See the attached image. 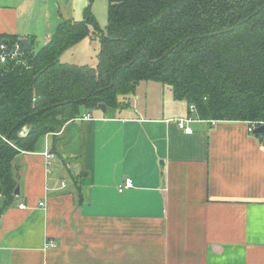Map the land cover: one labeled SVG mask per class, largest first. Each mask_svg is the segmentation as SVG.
I'll return each instance as SVG.
<instances>
[{"label":"crops","instance_id":"1","mask_svg":"<svg viewBox=\"0 0 264 264\" xmlns=\"http://www.w3.org/2000/svg\"><path fill=\"white\" fill-rule=\"evenodd\" d=\"M87 4L0 0V44L17 35L46 45ZM70 49L61 61L75 63ZM152 82L119 95L120 108L67 122L50 167L52 133L16 156L20 193L0 213V264H264V142L245 121L195 117ZM164 86L171 101L156 108L148 97H165ZM191 115L189 133L178 119Z\"/></svg>","mask_w":264,"mask_h":264},{"label":"trees","instance_id":"2","mask_svg":"<svg viewBox=\"0 0 264 264\" xmlns=\"http://www.w3.org/2000/svg\"><path fill=\"white\" fill-rule=\"evenodd\" d=\"M93 1L38 51L24 47L23 62L0 60V213L17 197V155L50 133L59 153L67 122L100 103L120 108L142 80L170 85L197 118L264 125V0H108L106 28ZM85 38L99 42L96 64L60 60Z\"/></svg>","mask_w":264,"mask_h":264},{"label":"rangeland","instance_id":"3","mask_svg":"<svg viewBox=\"0 0 264 264\" xmlns=\"http://www.w3.org/2000/svg\"><path fill=\"white\" fill-rule=\"evenodd\" d=\"M91 8H92V12L95 14L97 20L99 21L100 26L102 28H106L108 25V8H109L108 0H94L92 2ZM44 40L45 39H43V37L38 38V40L35 41L34 43L33 50L38 51L40 47L46 43ZM73 47H71L72 49L68 50L63 56L70 58L71 62H75L77 64L79 63L94 64V62L98 58V53L100 50V45L98 40H96V42H93L87 38L84 39L82 44H79V46L75 48ZM73 49H75V51H73ZM152 83H158V85H161L160 82H152ZM164 87L168 88V92H166L165 97H148V101L154 104L156 108L160 107V103L165 104L168 107V104L171 101L172 97H169V93L171 94L172 90L170 86H164ZM90 110L95 112V111H101L102 109L99 108V106H97V107H91Z\"/></svg>","mask_w":264,"mask_h":264},{"label":"built area","instance_id":"4","mask_svg":"<svg viewBox=\"0 0 264 264\" xmlns=\"http://www.w3.org/2000/svg\"><path fill=\"white\" fill-rule=\"evenodd\" d=\"M25 55V49L24 46L19 42H15L14 44L10 45L6 41H2L0 44V60L1 62H6L9 60H14L17 62H23V57ZM190 111L194 114L196 112V107L194 104L190 105ZM92 116L91 114L87 113L84 115L82 118L83 119H90ZM194 120V116H189L187 118H179V126L180 128L184 129L185 131L191 133L193 132V129L189 126H187V122H190ZM215 122V121H213ZM249 125V131L252 133L253 130H255L257 127H259L263 122H247ZM45 158H46V163L50 167L52 164V159L54 157L53 152L50 149H46L45 152ZM63 185H65L63 183ZM133 186V181L131 178H126L124 184L120 187V191H123L126 188H130ZM42 204V203H41ZM22 207H25V204L21 205ZM50 245H53V243H50Z\"/></svg>","mask_w":264,"mask_h":264},{"label":"water","instance_id":"5","mask_svg":"<svg viewBox=\"0 0 264 264\" xmlns=\"http://www.w3.org/2000/svg\"><path fill=\"white\" fill-rule=\"evenodd\" d=\"M24 47H26L28 50L32 49V44L27 41L26 39H20L19 41ZM99 108H101L104 112L107 111V105L105 103H100ZM25 130H27V128H25ZM256 133H262L264 134V125H260L259 127H257L255 129ZM6 140H8V138H6ZM15 193L18 195L20 193V187L18 186L15 190Z\"/></svg>","mask_w":264,"mask_h":264}]
</instances>
